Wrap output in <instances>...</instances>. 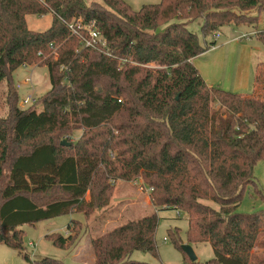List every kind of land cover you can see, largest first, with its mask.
Wrapping results in <instances>:
<instances>
[{"label": "trees", "instance_id": "trees-1", "mask_svg": "<svg viewBox=\"0 0 264 264\" xmlns=\"http://www.w3.org/2000/svg\"><path fill=\"white\" fill-rule=\"evenodd\" d=\"M102 1L0 0V245L31 261L24 225L73 214L108 223L119 184L142 178L153 206L187 214L189 245H211L207 264H253L255 248H264V210L239 207L250 186L260 192L264 63L244 95L209 86L193 60L222 28L255 26L264 0H161L140 10ZM47 14L46 30L28 27V15ZM197 20L201 37L189 29ZM90 28L105 46L85 47ZM255 36L264 45V30ZM35 65L48 67L51 82L39 112L18 106L13 80ZM157 211L91 238L94 264H151L132 255H158ZM84 230L73 220L67 236L46 238L70 249ZM169 235L182 250L178 233Z\"/></svg>", "mask_w": 264, "mask_h": 264}, {"label": "rangeland", "instance_id": "rangeland-1", "mask_svg": "<svg viewBox=\"0 0 264 264\" xmlns=\"http://www.w3.org/2000/svg\"><path fill=\"white\" fill-rule=\"evenodd\" d=\"M85 1L87 4L93 1L103 2L102 0ZM124 1L134 10H140L144 5L161 2V0ZM26 18L28 27L35 31L46 30L52 22L51 14L42 17L28 15ZM202 24V20H197L189 25V29L201 37ZM228 28L238 29V27L233 25L226 26L221 29L219 35L227 32ZM243 30L255 33L263 31L264 12L255 26H246L243 27ZM250 36L246 37L250 41L247 39L244 41L255 47L254 54L256 56H258L257 52L260 50L261 53L257 58V63L264 62V45L256 39L255 35L252 34ZM13 80L18 91V106L21 109L35 107L38 112L41 111L43 107L39 104V99L51 88L48 67L37 65L21 66L13 73ZM216 86L223 89L219 84H216ZM0 88L4 91L5 84L1 85ZM29 97H32V100L25 104L24 101ZM5 110L6 105L3 102L1 112L4 113ZM80 135L81 132L77 131L71 140L77 141ZM255 181L260 192H255V187L253 186L247 189L239 207V212L241 213L248 214L264 210V160L260 161L255 168ZM108 208L110 209H108L105 216L112 218L108 223H97V219L91 218L88 220L82 214H73L42 221L34 226L24 225L21 230L24 232L25 253L29 254L31 261L23 259L16 250L0 245V264H34V261H40L45 258L56 259L62 261L63 264H94L95 255L91 238L127 222L136 221L151 215L157 210L159 217V227L156 232L158 255L153 256L147 252L136 251L133 253L132 259L151 264H187V255L176 246L175 241L169 235V230L176 231L181 238L182 246L188 244L186 240V231L188 229L187 214L178 213L175 210H161L153 206L150 187L144 183L142 178L120 183L118 190L111 198V204ZM73 220L81 221L85 228L77 246L70 249H61L46 238L51 233H60L63 236H67L68 226ZM262 240H264V234ZM191 246L198 257L199 264H207L215 256L210 244L198 243L191 244ZM254 255L256 259H253V264L257 260L264 259V248L256 247Z\"/></svg>", "mask_w": 264, "mask_h": 264}, {"label": "crops", "instance_id": "crops-1", "mask_svg": "<svg viewBox=\"0 0 264 264\" xmlns=\"http://www.w3.org/2000/svg\"><path fill=\"white\" fill-rule=\"evenodd\" d=\"M243 27L246 26L228 28L216 38L215 46L193 62L209 86L219 84L226 91L250 95L255 90L256 67L264 62L257 63L260 50L256 56L255 47L244 41H250L245 35L255 32H247Z\"/></svg>", "mask_w": 264, "mask_h": 264}, {"label": "built area", "instance_id": "built-area-1", "mask_svg": "<svg viewBox=\"0 0 264 264\" xmlns=\"http://www.w3.org/2000/svg\"><path fill=\"white\" fill-rule=\"evenodd\" d=\"M76 26L79 28L81 26V21L77 22ZM83 27V26H82ZM72 29L77 32V29L75 27H72ZM89 30V38L86 39L85 41V47H96V46H105V41L104 39L100 36V33L93 28L88 29ZM255 35L256 33H251L250 35ZM249 35V36H250ZM248 37L244 36V38ZM32 100V97H29L24 101L25 104H28ZM153 189H150L152 192Z\"/></svg>", "mask_w": 264, "mask_h": 264}, {"label": "water", "instance_id": "water-1", "mask_svg": "<svg viewBox=\"0 0 264 264\" xmlns=\"http://www.w3.org/2000/svg\"><path fill=\"white\" fill-rule=\"evenodd\" d=\"M62 143H63V144H67L66 141H63ZM182 250H183V252L187 255V257L189 258V260H190L191 262H196V261H198V257H197V255H196V253H195V251H194V249L192 248L191 245L184 244V245L182 246Z\"/></svg>", "mask_w": 264, "mask_h": 264}]
</instances>
